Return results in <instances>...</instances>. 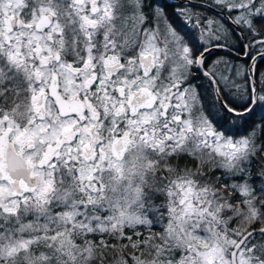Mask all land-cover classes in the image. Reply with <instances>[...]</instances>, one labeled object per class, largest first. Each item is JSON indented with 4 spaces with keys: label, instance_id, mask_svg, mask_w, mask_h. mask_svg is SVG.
I'll use <instances>...</instances> for the list:
<instances>
[{
    "label": "snow or ice",
    "instance_id": "snow-or-ice-1",
    "mask_svg": "<svg viewBox=\"0 0 264 264\" xmlns=\"http://www.w3.org/2000/svg\"><path fill=\"white\" fill-rule=\"evenodd\" d=\"M0 264H264V0H0Z\"/></svg>",
    "mask_w": 264,
    "mask_h": 264
}]
</instances>
